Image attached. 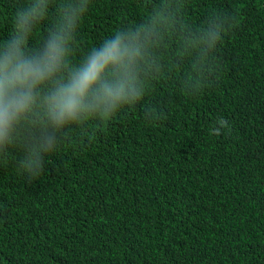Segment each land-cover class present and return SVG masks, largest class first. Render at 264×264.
<instances>
[{"label":"trees","instance_id":"16d2710c","mask_svg":"<svg viewBox=\"0 0 264 264\" xmlns=\"http://www.w3.org/2000/svg\"><path fill=\"white\" fill-rule=\"evenodd\" d=\"M24 0H0V41ZM58 0L37 28V47ZM161 0H91L71 62L143 22ZM180 31L217 12L235 18L212 83L189 94L178 34L140 104L70 127L45 174L29 182L22 150L0 160V264H264V0H167ZM162 113L147 123L145 107ZM228 128L212 134L216 120Z\"/></svg>","mask_w":264,"mask_h":264},{"label":"clouds","instance_id":"9594fccd","mask_svg":"<svg viewBox=\"0 0 264 264\" xmlns=\"http://www.w3.org/2000/svg\"><path fill=\"white\" fill-rule=\"evenodd\" d=\"M52 0H24L14 13L13 30L0 41V160L21 149L17 171L29 182L45 174L48 158L59 150L70 127L107 121L134 107L151 89L162 67L160 52L178 34L180 59L191 60L189 94L199 95L212 83L209 56L234 26L235 18L217 12L195 31H180L167 0L146 19L117 28L78 64L71 62L80 22L91 0H58L55 19L37 47L30 45L48 18ZM147 123L162 113L145 107ZM228 121L219 118L212 134L221 135Z\"/></svg>","mask_w":264,"mask_h":264}]
</instances>
